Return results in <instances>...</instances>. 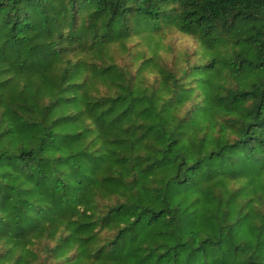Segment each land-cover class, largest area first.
I'll list each match as a JSON object with an SVG mask.
<instances>
[{
	"label": "trees",
	"instance_id": "1",
	"mask_svg": "<svg viewBox=\"0 0 264 264\" xmlns=\"http://www.w3.org/2000/svg\"><path fill=\"white\" fill-rule=\"evenodd\" d=\"M0 264H264V0H0Z\"/></svg>",
	"mask_w": 264,
	"mask_h": 264
}]
</instances>
